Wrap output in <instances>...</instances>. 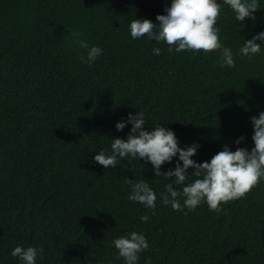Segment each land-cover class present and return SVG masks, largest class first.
Listing matches in <instances>:
<instances>
[{"label":"trees","instance_id":"1","mask_svg":"<svg viewBox=\"0 0 264 264\" xmlns=\"http://www.w3.org/2000/svg\"><path fill=\"white\" fill-rule=\"evenodd\" d=\"M217 2L215 27L233 50V68L219 66L218 51L178 56L166 44L131 39L128 22L157 23L170 0H0V264H19L10 255L17 245L42 247L37 264H123L110 244L130 231L149 245L139 264H264V180L220 211L203 203L173 211L158 195L152 219L127 199V181L144 180L160 194L169 183L163 175L154 177L143 160L107 169L92 161L110 152L111 139L126 137L131 125L118 132L115 123L135 109L147 127L172 131L179 147L198 143L197 162L224 145L254 146L250 117L264 111V50L251 60L236 53L264 31V0L244 25ZM77 32L103 49L91 66L70 44Z\"/></svg>","mask_w":264,"mask_h":264},{"label":"clouds","instance_id":"2","mask_svg":"<svg viewBox=\"0 0 264 264\" xmlns=\"http://www.w3.org/2000/svg\"><path fill=\"white\" fill-rule=\"evenodd\" d=\"M223 3L234 13V19L244 25L245 19L254 21V12L261 9L259 0H223ZM223 9L217 0H170L164 8L165 14L155 17L157 23L147 18H133L128 22V33L131 39L146 37L157 44H166L167 51L180 54H207L219 52L218 61L221 68L235 67V57L231 47L223 44L219 29L215 27ZM71 45L84 49L79 56L81 63L91 66L101 55L103 49L90 45L80 38V33H73ZM264 31L252 35L251 39H243L236 55L252 59L262 52ZM153 55H160L161 48L153 47ZM252 126L251 140L253 147L249 150L236 147L233 151L224 145L221 151L210 160L197 162L193 159L200 147L193 142L184 148L178 146L175 134L166 127H147L143 110L129 112L126 119L115 123V129L122 131L131 125L125 138L111 139L110 152L100 150L92 156V161L102 165L104 169L115 168L118 162L128 159L143 160L150 165L154 177L163 175L169 181L163 193L157 194L144 180H129L131 190L127 199L142 206L143 210L156 216L157 196L160 206L173 211L186 208L195 210L199 205L206 204L209 211H220L221 205L230 200L244 196L259 181L264 180V111L250 117ZM245 138H237L234 143L239 145ZM173 168L162 171L164 165L172 164ZM193 169L191 173L189 169ZM189 177H195L191 182ZM180 186V187H177ZM149 216L141 218V224H147ZM111 247L115 248L114 259L122 260L123 264H139L140 255L149 250L143 235L135 231L127 232L112 239ZM44 249L39 246L17 245L10 255L18 259L19 264H37L38 255Z\"/></svg>","mask_w":264,"mask_h":264}]
</instances>
